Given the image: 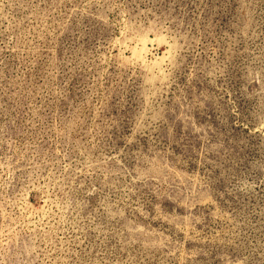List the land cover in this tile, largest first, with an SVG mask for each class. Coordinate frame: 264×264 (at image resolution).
<instances>
[{"label":"rangeland","instance_id":"1","mask_svg":"<svg viewBox=\"0 0 264 264\" xmlns=\"http://www.w3.org/2000/svg\"><path fill=\"white\" fill-rule=\"evenodd\" d=\"M0 264H264V0H0Z\"/></svg>","mask_w":264,"mask_h":264}]
</instances>
